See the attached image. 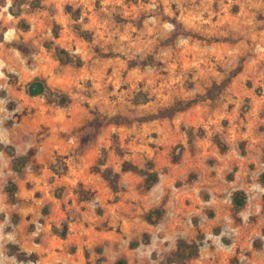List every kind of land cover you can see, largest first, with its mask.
Segmentation results:
<instances>
[{
  "label": "rangeland",
  "instance_id": "obj_1",
  "mask_svg": "<svg viewBox=\"0 0 264 264\" xmlns=\"http://www.w3.org/2000/svg\"><path fill=\"white\" fill-rule=\"evenodd\" d=\"M0 145V264H264V0H0Z\"/></svg>",
  "mask_w": 264,
  "mask_h": 264
},
{
  "label": "trees",
  "instance_id": "obj_2",
  "mask_svg": "<svg viewBox=\"0 0 264 264\" xmlns=\"http://www.w3.org/2000/svg\"><path fill=\"white\" fill-rule=\"evenodd\" d=\"M58 56H63L65 59L63 60L60 58L61 61H64L65 63L71 62V58L63 51L59 50L58 48L55 49ZM20 87V86H19ZM21 89L23 90L24 94L28 97H44L47 102L55 103L57 106H67L70 103V99L68 96L62 93H57L54 90H52L45 80L39 77H35L32 80L25 83L23 86H21ZM176 109H170L164 112H161L156 115L148 116L146 118H140V121H151L155 120L157 118H164V117H171ZM217 145L220 148H224L218 140L216 141ZM0 151H3L6 153L10 159H11V167L14 171L19 172L18 168V161L21 162V165H24L26 162L25 157H16L14 149L10 146H2L0 145ZM144 175V187L146 190H149L157 181V175L154 172H141ZM259 181L264 184V171L259 175ZM14 190L15 186L11 185L6 187L5 192L7 194L8 200L10 202L14 201ZM231 205L232 209L235 213H238L246 204V195L243 191H234L231 195ZM161 216V211L159 209H154L146 216V221L150 224H154L155 221ZM153 217H155L153 219ZM61 230H58L57 228H52V232L54 235L59 237L60 239H65L66 232H67V226L65 223H61ZM198 241L193 244H185V243H178L176 247V253L174 258H167L166 263L167 264H177L178 261L190 258L191 256L195 255L198 251L199 246L201 245V239L202 236L198 235ZM200 239V240H199ZM148 242V238L144 237L142 240L143 244H146ZM138 242H132L131 247H137ZM7 256L15 257L22 261H33L34 255L29 254L27 255L25 252L21 251L16 245L14 244H8L7 245ZM187 251V253H185ZM114 264H126V261L123 258H119L115 261Z\"/></svg>",
  "mask_w": 264,
  "mask_h": 264
}]
</instances>
